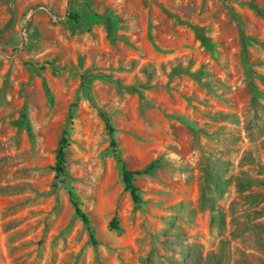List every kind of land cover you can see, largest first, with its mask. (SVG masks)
Segmentation results:
<instances>
[{
  "label": "rangeland",
  "instance_id": "374dc122",
  "mask_svg": "<svg viewBox=\"0 0 264 264\" xmlns=\"http://www.w3.org/2000/svg\"><path fill=\"white\" fill-rule=\"evenodd\" d=\"M0 264H264V0H0Z\"/></svg>",
  "mask_w": 264,
  "mask_h": 264
},
{
  "label": "trees",
  "instance_id": "16d2710c",
  "mask_svg": "<svg viewBox=\"0 0 264 264\" xmlns=\"http://www.w3.org/2000/svg\"><path fill=\"white\" fill-rule=\"evenodd\" d=\"M75 17V16H74ZM75 19H77V17H75ZM105 121L107 124V128L109 129V132L112 133L113 132V128L111 127V124L109 122V120L107 119V117L105 116ZM67 144V139L64 138L61 142V149L58 151L59 155H58V163L57 166L55 167V171L57 172L58 176H64L66 174L65 171V159H64V152H63V148L66 146ZM112 145L115 147L116 143L114 142V140H112ZM145 172H133L128 170L125 165H122V177H123V181L125 183V189L127 192L130 193L132 200L135 204H139L141 202V197L139 194V190L137 188V186L135 185V178L136 176H140L141 174H143ZM70 196L72 198L73 201V205L75 207V211H76V215L80 218L81 221H83V223L86 226H89L90 221L89 218L87 217V215L85 214V212L82 211V209L80 208L78 202L76 200L73 199V193H70ZM111 225L113 226V228L117 227V221L116 219L112 220ZM94 239V238H93Z\"/></svg>",
  "mask_w": 264,
  "mask_h": 264
},
{
  "label": "water",
  "instance_id": "95a60500",
  "mask_svg": "<svg viewBox=\"0 0 264 264\" xmlns=\"http://www.w3.org/2000/svg\"><path fill=\"white\" fill-rule=\"evenodd\" d=\"M51 16L55 17L53 13H52V15H51Z\"/></svg>",
  "mask_w": 264,
  "mask_h": 264
}]
</instances>
